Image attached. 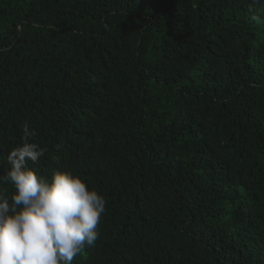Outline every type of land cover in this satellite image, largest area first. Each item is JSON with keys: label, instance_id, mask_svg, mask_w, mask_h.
I'll return each instance as SVG.
<instances>
[{"label": "trees", "instance_id": "1", "mask_svg": "<svg viewBox=\"0 0 264 264\" xmlns=\"http://www.w3.org/2000/svg\"><path fill=\"white\" fill-rule=\"evenodd\" d=\"M25 142L106 200L72 264H264V0H0V177Z\"/></svg>", "mask_w": 264, "mask_h": 264}, {"label": "clouds", "instance_id": "2", "mask_svg": "<svg viewBox=\"0 0 264 264\" xmlns=\"http://www.w3.org/2000/svg\"><path fill=\"white\" fill-rule=\"evenodd\" d=\"M22 128L25 138L35 135L27 124ZM45 152L25 142L7 157L10 169L0 181L15 191L9 197L0 189V264H72L99 237L104 196L72 172L57 171L49 180L27 166Z\"/></svg>", "mask_w": 264, "mask_h": 264}]
</instances>
